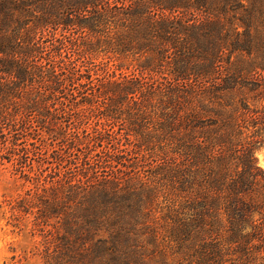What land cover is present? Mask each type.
I'll return each instance as SVG.
<instances>
[{"label":"trees","instance_id":"obj_1","mask_svg":"<svg viewBox=\"0 0 264 264\" xmlns=\"http://www.w3.org/2000/svg\"><path fill=\"white\" fill-rule=\"evenodd\" d=\"M244 10L248 7L241 0H0V160L8 159L31 183L8 202L15 226H21L23 216H35L45 264H180L172 260L180 259L181 250L179 257L154 253L165 225L155 212L152 185L133 175L123 182L119 176H101L107 165L98 160L101 164L93 168L87 155L76 176L59 174L60 165L68 163L65 151L88 148L91 141L105 146L106 158L118 167L113 173L139 167L120 146L111 150L107 130L96 129L94 140L87 133L68 142L65 123L69 111L89 110L105 121L123 118L127 134L138 137V147L146 151L157 138L177 136L174 118L151 132L148 109L177 108L181 80L188 84L185 98L206 107L234 87L235 79L212 80L224 58L230 61L238 50L252 53ZM72 29L78 33L71 35ZM231 32L236 38L229 41ZM69 49L85 59L83 64L65 61ZM167 64H172L174 84L148 82L149 76L166 77ZM124 68L138 75L120 76ZM194 78L204 83L196 86ZM223 109L202 108L220 116L209 127L195 112L186 119V137L195 140L198 133L204 146L187 145L200 162L177 175L189 212L185 220H175L168 237L179 249L192 248L184 257H195V264H264V169L251 145L242 155L232 153L239 134L231 128L239 119H226ZM163 110L161 116L169 115ZM36 133L62 144L35 165L29 162L28 145L37 143ZM22 139L27 145L21 146ZM215 146L222 151L213 155ZM51 158L59 165L44 174ZM167 179L173 181V175ZM162 216L167 219L169 213ZM142 238L148 247L140 244ZM20 261L14 257L12 264Z\"/></svg>","mask_w":264,"mask_h":264},{"label":"rangeland","instance_id":"obj_2","mask_svg":"<svg viewBox=\"0 0 264 264\" xmlns=\"http://www.w3.org/2000/svg\"><path fill=\"white\" fill-rule=\"evenodd\" d=\"M241 1L245 2L248 7L247 11H243V15L244 19L251 25L248 28L252 32V37L249 38L251 40L249 50L252 53H249L247 50H238L233 54L230 61L224 58L222 62L218 63L216 76L212 80L213 84H217L216 82H220L223 78L235 79L236 81L233 83L234 87L213 97L211 99L212 103L206 107V105H201L199 102L198 104H192L191 102L193 101L197 102L195 99L189 101L191 99L185 98V88L188 84L181 80L179 82L181 96L178 97L180 104L177 108L168 106L164 109L162 106H159L148 109L149 114L147 115L146 125L151 132H154L159 127L160 122L165 121L167 118H174L176 126L180 128L177 130V136L164 138L161 141L157 138L150 145L149 150L146 151L145 146H143V149L138 147L140 141L138 137L127 134L129 125L123 118L116 122H113V120L105 121L104 119H99V117L89 110L79 113L77 111H69V121L65 123L67 126L65 130L68 132L66 140L68 142L76 136H83L87 133L89 138L94 140L96 129L102 131L107 130L106 133L110 135V141H112L109 144L112 147L111 150L120 146L127 155L130 163H138L139 167H131L125 173H113V170L115 171L118 167H116V163H113L112 166L111 161H108V158H106L108 151H106V148H103L105 146L100 145L101 143L94 145V141H91V145L88 148H84L83 146L79 150L74 149L71 152L64 150L65 160L68 163L60 165V169H58L59 174L63 176L65 173L68 176H76L79 170H84L83 157L87 155L94 161L93 168L98 167L100 162L103 165H107V167L100 169L101 176H119L120 181L123 182L126 178L133 175L137 180H141L143 184L147 183L152 185L156 191L155 195H157L156 201L154 202L155 212L161 224L165 225L163 229H160L159 246L154 253L157 256L161 254L178 256V252L181 250L180 259L172 260L180 264H190L191 262L189 261L195 264V257H190L189 260H186L184 257L185 254L193 253V249L182 247L179 249L178 244L176 242H170V238L168 237V231L177 226L175 225V220L180 221L181 218L185 220V213L187 211L189 212L184 206L185 198L181 192V182H178V180H181V176L179 178L177 175L181 174V169L187 171L192 167V163L200 162L194 161L197 157L196 155L192 157V153L189 154L187 145L202 144L204 146V139L203 137H199L198 133L195 140L190 141L186 137V128H184V125L189 114L195 112L201 125L207 127L213 121H220V116L214 111L209 114L203 111L202 108H224L220 112L223 114L229 113L226 119L232 118L231 115L238 116L239 121L235 122L234 127L231 128L234 136L239 134L237 136V140H239L237 141L238 145L235 150H232V153L242 155L246 148L251 145L255 149L254 155L258 165L264 169V0ZM228 20V17L224 18L226 25L229 24ZM245 27L242 25L240 31L244 32ZM77 33L78 31L76 29L71 30V35ZM235 38L236 34L231 32L227 40L232 41ZM64 59L66 62H72L73 65H81L85 61L84 58L73 55L72 49H69ZM129 59H132V57ZM171 65L167 64L164 67L163 73L166 77H163L162 74L149 76L147 77L148 82H154L158 85L162 84L163 87L174 84L175 81L172 78ZM123 71H119L120 76L128 75L132 77L135 76V73L138 75V71L134 72V69L124 68ZM199 81L200 85L204 83V80H200L199 78H194L193 83L198 86ZM165 99L167 100V96H165ZM190 108L192 109L190 110ZM162 110L169 115L161 116L162 114L160 113ZM60 116L61 118L58 119L59 123L65 120L63 115ZM202 130L201 128L199 132L202 133ZM36 136L37 143L35 145H28L31 148L29 162H34L35 165L38 164L37 162L41 157L51 154L55 149L54 147L61 148L62 144L61 139H55V137L51 138L38 133H36ZM24 140L22 139L20 142ZM113 142L115 143L114 145ZM25 144L27 145V142L24 141L21 143V146ZM191 149L192 152L196 151L194 150L195 148ZM221 151L220 147L215 146V149H212L211 153L218 154ZM4 153L5 156H9L7 150ZM54 162L51 158L49 163L47 162L48 164H45V167H43L44 174L52 172L54 167L59 165L57 164L58 162ZM96 162L99 163L97 164ZM195 167L192 168L195 169ZM168 174L170 176L173 175V181L167 179ZM138 185L140 184H137L136 187H139ZM30 187L31 183H25L19 173H15L12 162H9L6 158L4 162L0 160V264H12L14 257L21 260L18 264H45L41 255L43 248L42 241L44 238L40 234V229L38 230L35 226V216L33 214L23 216L21 218V226H15L13 224L15 219L12 218V212L10 211L8 202L23 195ZM167 212L169 213L167 219L160 218L162 213L165 214ZM221 242L223 243V239ZM140 244H143V246L146 244V247L149 246V243L143 238L140 240ZM226 258H235V255L228 254Z\"/></svg>","mask_w":264,"mask_h":264}]
</instances>
